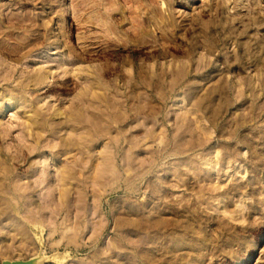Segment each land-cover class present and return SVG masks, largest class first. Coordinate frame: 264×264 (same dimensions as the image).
Here are the masks:
<instances>
[{"label":"rangeland","instance_id":"obj_1","mask_svg":"<svg viewBox=\"0 0 264 264\" xmlns=\"http://www.w3.org/2000/svg\"><path fill=\"white\" fill-rule=\"evenodd\" d=\"M264 264V0H0V264Z\"/></svg>","mask_w":264,"mask_h":264},{"label":"bare ground","instance_id":"obj_2","mask_svg":"<svg viewBox=\"0 0 264 264\" xmlns=\"http://www.w3.org/2000/svg\"><path fill=\"white\" fill-rule=\"evenodd\" d=\"M8 264H16V263H14V262H9ZM22 264H26V263H22Z\"/></svg>","mask_w":264,"mask_h":264}]
</instances>
